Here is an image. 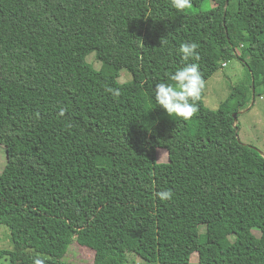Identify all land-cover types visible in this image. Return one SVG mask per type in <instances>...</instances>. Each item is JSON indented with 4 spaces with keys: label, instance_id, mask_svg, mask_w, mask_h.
<instances>
[{
    "label": "trees",
    "instance_id": "1",
    "mask_svg": "<svg viewBox=\"0 0 264 264\" xmlns=\"http://www.w3.org/2000/svg\"><path fill=\"white\" fill-rule=\"evenodd\" d=\"M230 57L248 82L212 110L205 84ZM191 63L199 110L169 117L155 85ZM253 87L264 94V0H0V225L48 254L76 241L94 264H264V156L234 119Z\"/></svg>",
    "mask_w": 264,
    "mask_h": 264
},
{
    "label": "rangeland",
    "instance_id": "2",
    "mask_svg": "<svg viewBox=\"0 0 264 264\" xmlns=\"http://www.w3.org/2000/svg\"><path fill=\"white\" fill-rule=\"evenodd\" d=\"M213 5V3H211ZM97 70H101L102 64L97 60L95 54L87 58ZM249 71L243 62L236 57H230L227 65L217 72L206 84L205 104L212 110H217L220 105L233 93L237 85L245 84L249 79ZM132 74L127 70H122L119 81L122 83L132 80ZM250 107V106H249ZM239 111L237 126L239 139L246 145L259 150L264 156V94L256 98L254 105L245 113ZM158 162L166 163L169 160L168 152L164 149L157 150ZM7 163L5 148L0 145V172L3 171ZM207 230L206 225L200 226V233ZM259 235L258 232H255ZM4 251H12L16 254V264H94L95 252L87 247L79 245L76 241L71 246L58 255L44 253L35 249H29L14 243L8 227L0 225V264H11V258ZM199 254L192 255L189 264H198ZM128 264H149L143 260L130 256Z\"/></svg>",
    "mask_w": 264,
    "mask_h": 264
},
{
    "label": "clouds",
    "instance_id": "3",
    "mask_svg": "<svg viewBox=\"0 0 264 264\" xmlns=\"http://www.w3.org/2000/svg\"><path fill=\"white\" fill-rule=\"evenodd\" d=\"M172 7L179 11L190 10L193 6V0H171ZM195 42H185L179 47V53L184 60L200 59ZM171 80L174 84L158 83L155 85V101L165 113L170 116H176L184 120L191 119L199 110L198 101L203 88V79L196 63L176 70ZM112 95L118 96L119 90L107 89ZM162 201L172 199L173 193L165 190L157 193ZM35 264H41V261H35Z\"/></svg>",
    "mask_w": 264,
    "mask_h": 264
},
{
    "label": "water",
    "instance_id": "4",
    "mask_svg": "<svg viewBox=\"0 0 264 264\" xmlns=\"http://www.w3.org/2000/svg\"><path fill=\"white\" fill-rule=\"evenodd\" d=\"M255 101H256V94H255V88L253 87V99H252V103H251V105H250L249 108H247V109H245L243 111V113L247 112L254 105ZM238 114L239 113H234V119H235V125L236 126H237V122H238Z\"/></svg>",
    "mask_w": 264,
    "mask_h": 264
}]
</instances>
